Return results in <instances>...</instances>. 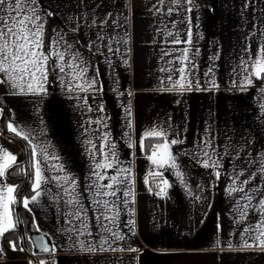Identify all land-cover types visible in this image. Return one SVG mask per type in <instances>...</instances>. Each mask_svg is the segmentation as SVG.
I'll use <instances>...</instances> for the list:
<instances>
[{"label": "crops", "instance_id": "obj_1", "mask_svg": "<svg viewBox=\"0 0 264 264\" xmlns=\"http://www.w3.org/2000/svg\"><path fill=\"white\" fill-rule=\"evenodd\" d=\"M76 2L42 0L55 13L48 23L50 31L70 27L65 17L76 11L73 7ZM101 2L103 6L98 14L111 11L120 24L119 28L109 29V35L121 41L114 43L118 51L105 56L87 52L83 45L89 38L94 39L95 30L81 29L79 40L80 51L90 61L88 75H95L98 68L96 87L102 85L103 90L70 93L52 77L43 95H11L0 87V109H3L2 102L6 107L1 127L12 134L7 130L11 113L17 125L26 132L31 131L34 144L59 158L47 163L57 167L64 164L67 174L75 177L77 191L83 193L86 206L92 199L91 192L85 191L94 179L91 173L97 171V161L103 162L96 149L107 144L104 151L115 153L109 162L119 170H129L121 171V179L126 182L117 194L119 217L113 226V231L125 239L110 236L109 242L116 251L100 252V241L95 238L99 231L91 212L86 220L94 235L78 236L67 231L69 225L61 218V212L66 209L42 195L39 203H30L31 213L26 211L32 226L36 229L38 225L56 248L36 254L37 261L46 264H264V246L259 242L244 246L246 240L252 243L251 238L259 235L258 230L247 233L244 229H255L264 217V212L256 206L260 197H253L250 208H244L248 201L241 199L252 188L264 191V179L258 178L250 185H242L236 179L240 173L245 177L247 173L264 176L261 168L264 165V81L256 79L253 84L244 85L245 74L240 70L241 58H247L242 51L244 46L250 43L254 54L257 45L264 44V37L258 33L255 37L251 35L254 14L257 27L264 29V22L259 19L264 2L242 14L244 0H197L198 7L191 14L193 43L190 46L168 43L169 31L179 32L182 40L186 38L183 34L186 24L171 26V21L184 18L183 12L168 17L163 11L165 6L160 5L162 10L158 13L153 10L158 0H95V3ZM184 47L189 48V57L196 65L193 79L200 80V88L169 91L171 85L161 82L170 74L173 80L178 78L170 70L180 67L175 62L180 52L172 50ZM166 51L171 54L164 55ZM210 68L213 71L205 75ZM211 81L217 87L208 90ZM78 97H88L87 105ZM101 105L103 111L98 112ZM98 119L102 120L99 124ZM160 128L167 130L169 140L184 141L170 145L177 165L174 168L161 169L148 159L154 150L159 151L154 146L163 143V139L159 138L148 153L144 152V145L139 146L140 140L147 137L144 133ZM202 138H211L215 145V150L209 151L217 167L203 166L204 157L198 151L204 147L200 144ZM21 146L0 131V163L5 150L15 155L18 162L24 155ZM194 156H199V163ZM28 170L34 174L31 156ZM98 171L104 172V169ZM178 171L182 176L176 175ZM114 174L113 169L107 170L106 175ZM3 179L5 184L16 186L17 180L8 177L7 172ZM107 182L105 179L101 183ZM31 184L32 177L20 201L30 196ZM240 187L246 193L230 190ZM123 191H129L130 195L123 197ZM123 199L128 203L122 204ZM13 219L16 220L14 214ZM81 242L95 244L97 251H88ZM104 247L107 249L108 245ZM0 248H3L0 264H36L29 255L13 250L7 241L3 243L2 237Z\"/></svg>", "mask_w": 264, "mask_h": 264}, {"label": "snow or ice", "instance_id": "obj_2", "mask_svg": "<svg viewBox=\"0 0 264 264\" xmlns=\"http://www.w3.org/2000/svg\"><path fill=\"white\" fill-rule=\"evenodd\" d=\"M264 0H244L241 11L242 14L249 9H255L256 5ZM160 5H164V13L166 16L171 17L173 14L184 13V18L180 20L171 21V26L175 27L177 23L186 24L187 28L184 30L185 39L180 38V33L167 32L171 37L168 43L174 45H192L193 43V24L192 13L198 7L197 0H158L157 4L153 5V10L161 12ZM101 3H88L87 0H77L73 6L76 11L65 19L69 22V26L63 29L57 28L49 30L48 23L53 18L55 13L50 9V6L42 3V0H0V87H4L11 95L16 94H33L43 95L47 92V85L49 78L58 79L61 86L68 92L87 93L89 91L100 92L103 86L97 88L99 82V70L95 69V75L89 76L90 61L85 59L83 52L80 51L81 41L79 40V33L81 29H86L89 32L94 31V39L89 38L87 44L83 48L91 55L105 56L106 53L115 54L118 48L114 47V43L119 44L121 41L117 40L115 36L109 35V29H116L120 24L116 20V14L107 11L103 14H98L99 9L102 7ZM260 17L264 22V8L260 10ZM254 29L251 31L253 37L257 33L264 37V29L257 27L255 23V14L253 19ZM167 27V25H166ZM71 34L72 38L69 39ZM247 39V37H246ZM172 51H179L180 55L175 57V62L180 64V67L170 70L178 76L173 80V75L170 74L166 81L161 83H168L171 85L169 91L176 89L177 91H191L193 87L200 88L201 82L199 79H193L196 72V65L192 63L189 57V48L184 47L181 49H173ZM247 58H241L240 65L245 74L243 81L244 85H251L256 79L264 81V44H258L255 53L253 54L251 44L248 43L242 50ZM166 51L164 55H170ZM172 63V61H169ZM164 71V69H162ZM213 69H209L205 75L210 74ZM211 87L208 90L217 87L215 81L210 82ZM130 95V93H129ZM84 100L87 105L88 97H78ZM92 108L89 106V111ZM3 109H0V119H3ZM98 112L103 111L101 105ZM129 117L131 112H128ZM12 114L9 113L7 130L26 141L30 146V156L34 160V174L29 173L32 177V184L30 188V196H26L22 201L16 200L14 193L16 187L12 184H5L4 177L6 170L16 163V156L12 155L7 150L3 154V163H0V237L6 233L14 231L20 224L19 220L13 219L12 205L22 203L25 210L31 213V204L39 203L42 195L50 197L53 202H58L62 209L66 211L61 212V218L69 225L67 231L75 232L78 236L89 235L94 233L91 231L90 225L86 220L88 213H92L91 219L94 220V226L99 231V251H116L109 242V237H115L117 240H124L125 237L118 236L113 231V226L119 217L117 210L118 192H121V185L126 181L121 179V171L116 165L109 162L115 155L114 152H105L104 149L107 144H101L96 149V153L101 155L103 162L97 161L91 176L94 177L92 183L85 191L91 192L92 199L86 206L84 204L83 193L77 191L76 179L67 174L64 164L58 167L56 164H49V160H58L59 158L47 152L43 146L33 143L31 131H24L19 125L12 120ZM102 120L98 119L97 124ZM131 126L129 122V127ZM145 136L151 138H161L163 143H158L154 146L156 150L153 151L148 159L153 164L158 165L161 169L168 167H176V160L173 153L170 151V145H177L184 143L182 139L172 138L169 140L166 129L160 128L159 130L153 129L144 133ZM210 135V134H209ZM107 140V134L104 137ZM91 143V141H89ZM200 144L204 147L198 151L203 154V166L205 168L217 167V162L212 159L210 149L215 150V145L212 144L211 138L201 139ZM139 146L143 148V139L140 140ZM93 147H96L95 145ZM39 148V151L37 149ZM185 155H188L185 153ZM194 160L199 163V156H194ZM171 162V163H170ZM264 171V165H261ZM104 169V172L98 171ZM108 169L115 171L114 175H106ZM46 172L55 174H46ZM65 173L61 175V173ZM162 175V173L160 174ZM177 176H182L181 172L176 173ZM216 176H220V172H216ZM244 177V178H242ZM130 178V176H129ZM264 179L260 173H247L246 177L243 173L237 175L236 179L240 180L242 185H250L256 179ZM107 179V183H101ZM165 185L168 184L167 180H163ZM234 192L241 194L246 193L244 187L230 189ZM163 191V189H161ZM123 197L130 195L129 191L122 192ZM159 195V193H157ZM259 196L256 206L264 212V191L258 188H252L251 192L242 195L241 199L247 200L248 203L244 204V208L252 207L254 196ZM111 197L112 199H109ZM122 204H127L128 200H121ZM94 206V207H93ZM244 213L241 214V220L244 219ZM35 217L33 216V221ZM36 232H39V226L36 225ZM259 231V235L252 239V243L245 241V247L254 246L257 242L264 246V217H261L255 229L249 227L244 231L251 233ZM71 238V237H70ZM23 239H32V237H21ZM37 240L43 241L44 236L36 237ZM9 247L17 250V243L15 241L8 242ZM88 251H97L95 244H83ZM104 245H108L106 249ZM40 250L44 252L54 251L55 244H41ZM24 251V248H20ZM123 250V249H121ZM128 251H135L133 248H128ZM3 254V248H0V255ZM36 253H33L35 255ZM31 264V262H29ZM36 264H46L44 261H37Z\"/></svg>", "mask_w": 264, "mask_h": 264}, {"label": "trees", "instance_id": "obj_3", "mask_svg": "<svg viewBox=\"0 0 264 264\" xmlns=\"http://www.w3.org/2000/svg\"><path fill=\"white\" fill-rule=\"evenodd\" d=\"M4 118H5V116H4ZM4 118L2 120V123H4ZM15 137L16 136H14L13 133L10 136V138L13 141H15L17 144L20 145V143H18L16 141ZM18 138H20V137H18ZM158 140H159V138L145 137L144 140H143L144 152L148 153L149 152V148ZM25 145H26V149H27L28 162H29V165H30V154H29L30 153V147H29V145L27 143H25ZM6 172H7V176L8 177H11V178L17 180V182H16V186H17L16 187V192L21 186H24L22 191H21V194H22L23 191L26 189L27 186H29V184L31 182V176H30V178H28L27 182L25 183V180H26V166H25L24 155L21 157V159L18 162H16L12 167H10L8 170H6ZM20 197H21V195H20ZM19 208H20V217H21V223H22V227H23L24 237H27L28 234H30L31 232L35 231V228L32 226L31 221H29L28 212L24 209V207L21 205V203H19ZM12 212H13V214L16 217V212H15L14 205H12ZM16 220H17V218H16ZM2 241H3V243L5 241H7V242L15 241L17 243V251H20L19 249L22 247V244H21L20 231L18 229V226H17V228L14 231H10V232L6 233L2 237ZM25 244H26L27 248H29V249L31 248L30 247L31 246V242H30L29 239H25ZM20 252L25 254V255H28L25 251H20Z\"/></svg>", "mask_w": 264, "mask_h": 264}, {"label": "water", "instance_id": "obj_4", "mask_svg": "<svg viewBox=\"0 0 264 264\" xmlns=\"http://www.w3.org/2000/svg\"><path fill=\"white\" fill-rule=\"evenodd\" d=\"M3 104V117L5 116V112H6V107H5V104L2 102ZM1 122H2V119H0V131L6 135H9L11 136L8 132H6L5 130L2 129L1 127ZM15 139L17 141H19L21 144H22V147H23V150H24V160H25V166H26V180H25V183L27 182L28 178H29V170H28V155H27V149H26V146L24 144V142L15 137ZM24 186H21L17 192L15 193V198L16 200H20V195H21V191L23 189ZM14 208H15V212H16V218L17 220L20 221V224L18 225V229L20 231V238L21 237H24V232H23V227H22V223H21V217H20V208H19V204H14ZM38 236H44L45 239L43 241H40V240H37L36 237ZM29 237H32V239H29L31 244H32V249H29L27 248L26 244H25V239L21 240V244H22V247L25 249L24 251L34 260V262L36 263L37 262V258H36V254H42V253H46L42 250H40L39 246L41 244H49V240L47 238V236L43 233V232H31L29 234ZM33 253H36L35 255H33ZM48 253V252H47Z\"/></svg>", "mask_w": 264, "mask_h": 264}]
</instances>
